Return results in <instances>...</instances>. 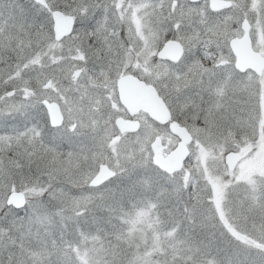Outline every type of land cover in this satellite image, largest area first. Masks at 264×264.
Segmentation results:
<instances>
[{
    "label": "rangeland",
    "instance_id": "374dc122",
    "mask_svg": "<svg viewBox=\"0 0 264 264\" xmlns=\"http://www.w3.org/2000/svg\"><path fill=\"white\" fill-rule=\"evenodd\" d=\"M209 1L0 0V264H264V72L237 74L229 46L248 21L264 55V0L218 12ZM56 9L76 19L60 41ZM170 39L182 59L152 62ZM135 69L192 135L179 171L153 164L157 136L165 154L180 139L145 113L112 143L127 117L115 84ZM45 101L60 104L61 126ZM104 163L115 177L90 187ZM14 191L24 208L7 205Z\"/></svg>",
    "mask_w": 264,
    "mask_h": 264
},
{
    "label": "water",
    "instance_id": "95a60500",
    "mask_svg": "<svg viewBox=\"0 0 264 264\" xmlns=\"http://www.w3.org/2000/svg\"><path fill=\"white\" fill-rule=\"evenodd\" d=\"M41 2V0H35ZM195 1V0H192ZM230 6V2L226 0H211L210 7L212 10H220ZM53 31L56 40H60L73 33L75 19L71 15H65L63 11L56 9L52 13ZM245 30L244 34L234 37L230 41V47L236 56V67L244 72L251 69L257 74L264 71V57L253 48L252 38L249 33V23L247 21L242 24ZM184 52V47L177 40L167 41L162 49L158 52L161 59L169 58L172 61H178ZM118 94L120 102L131 113L142 109L150 118L160 124L169 123L170 131L180 137V143L169 154H164V146L161 137L157 136L152 143L153 163L155 166L165 172H175L183 168L184 162L189 154L188 144L191 141V135L188 129L181 125L177 120H172L171 111L157 89L146 82L139 80L132 74L121 76L118 79ZM44 106L47 110L49 122L52 127H59L64 121V115L60 105L57 102L45 101ZM115 124L120 132H136L140 129L139 120L125 119L118 117ZM119 137H115L112 143L118 141ZM241 160V154L231 151L225 156V163L230 171L235 170L237 164ZM116 172L107 164L99 167L96 175L91 179L90 186L98 187L109 181V177L114 178ZM6 203L15 209H22L27 204V197L22 191H14L9 194Z\"/></svg>",
    "mask_w": 264,
    "mask_h": 264
},
{
    "label": "flooded vegetation",
    "instance_id": "af4514ba",
    "mask_svg": "<svg viewBox=\"0 0 264 264\" xmlns=\"http://www.w3.org/2000/svg\"><path fill=\"white\" fill-rule=\"evenodd\" d=\"M190 3H193V4H196V3H200L202 0H195V1H192V0H188ZM227 1H229L230 3H231V1L230 0H227ZM210 2H211V0L209 1V7H210ZM232 4V3H231ZM231 4H230V6H228V7H226V8H223V9H228V8H230L231 7ZM223 9H221V10H223ZM212 11H214V10H212ZM220 11V10H219ZM214 12H218V11H214ZM53 13V12H52ZM75 19V18H74ZM51 21L53 22V19H52V15H51ZM244 22V21H243ZM243 22H242V24H243ZM248 22V21H247ZM249 23V22H248ZM242 24H241V28H242V30H243V27H242ZM75 25H76V19H75ZM249 26H250V24H249ZM75 27V26H74ZM52 30H53V26H52ZM249 31H250V29H249ZM53 33H54V31H53ZM242 34H244V30H243V33ZM241 34V35H242ZM251 34V33H250ZM72 35V34H71ZM71 35H69V36H71ZM240 35V36H241ZM69 36H67V37H69ZM67 37H64V38H67ZM234 37H236V36H234ZM64 38H62V39H64ZM54 39H55V37H54ZM62 39H60V40H62ZM232 39V38H231ZM56 40V39H55ZM60 40H56V41H60ZM252 43H253V39H252ZM229 46H230V41H229ZM162 48V47H161ZM231 49V48H230ZM184 50H185V48H184ZM160 51V49L156 52V54L154 55V54H152L151 55V57L153 58V61L152 62H155L156 60H164V61H168V62H171V63H177V62H179L181 59H182V57L178 60V61H172L171 59H168V58H164V59H161V58H159L158 57V52ZM231 52H232V55H233V60H234V69H235V72L237 73V74H240V75H243V74H245V73H247V72H251V73H253V74H256V75H261V74H257L256 72H254L253 70H251V69H247L246 71H244V72H242V71H240L237 67H236V56H235V54L233 53V51H232V49H231ZM183 55H184V53H183ZM116 56V55H115ZM112 57H114V56H112ZM123 57V56H122ZM111 57L109 56V55H103V56H101V58L99 59V61H101L103 64L101 65L102 66V68H104V69H102V70H104L103 72H108V70H110V68H112L113 67V65H112V59H110ZM123 60V59H122ZM141 61H143V60H141ZM144 62V61H143ZM105 64V65H104ZM104 65V66H103ZM224 64L223 63H221V66H223ZM115 67V66H114ZM139 70H141V69H139ZM139 70L138 69H135V70H133V71H130V72H128V73H125V74H123V75H121V76H124V75H127V74H132L133 76H135V77H137L139 80H142V81H144V82H146L147 84H150V85H153L156 89H157V91L160 93V91H159V89L157 88V86L153 83V82H151V81H149L147 78H145V77H143L142 75H140V73H139ZM120 76V77H121ZM119 77V78H120ZM105 78V77H104ZM118 78V79H119ZM118 79H117V81H116V84H115V86H116V94H117V99H118V103H119V105L124 109V111L126 112V116L127 117H122V116H118V117H122V118H125V119H131V120H138V119H136V115H138L139 113H145L146 114V112H144L142 109H139V110H137L135 113H133V114H131L126 108H125V106L120 102V99H119V94H118ZM105 82H106V80H105ZM161 95V94H160ZM165 99V98H164ZM44 104V103H43ZM45 107V106H44ZM61 107V106H60ZM62 109V108H61ZM117 117V118H118ZM116 118V119H117ZM115 119V120H116ZM172 120H175L174 118H173V116H172ZM140 121V120H139ZM117 128V127H116ZM187 128V127H186ZM188 129V128H187ZM117 130L119 131V129L117 128ZM189 131V130H188ZM137 132V131H136ZM119 133H120V135H118V136H116V137H119V139L121 138V136H122V134H125V133H135V132H124V133H122V132H120L119 131ZM189 133H190V131H189ZM190 135H191V133H190ZM118 139V140H119ZM180 139V138H179ZM191 140H192V135H191ZM117 142V141H116ZM191 142V141H190ZM100 167V166H99ZM101 186V185H100ZM99 186V187H100ZM96 188V187H95Z\"/></svg>",
    "mask_w": 264,
    "mask_h": 264
},
{
    "label": "snow or ice",
    "instance_id": "6c2138e0",
    "mask_svg": "<svg viewBox=\"0 0 264 264\" xmlns=\"http://www.w3.org/2000/svg\"><path fill=\"white\" fill-rule=\"evenodd\" d=\"M217 108H220V105H217ZM66 131H67L68 133H70V134L77 133V126H75V125H70V126L66 129ZM68 155H69V157H71V156H72V153L69 152ZM134 159H135L134 157H129V161H132V160H134ZM126 170H127V169H124V171H126ZM109 179H111V177H109ZM101 196H102V194H101ZM260 199H261L262 201H264V194H262V196H261ZM262 206H264V204H262ZM261 257L264 258V252H261Z\"/></svg>",
    "mask_w": 264,
    "mask_h": 264
},
{
    "label": "trees",
    "instance_id": "16d2710c",
    "mask_svg": "<svg viewBox=\"0 0 264 264\" xmlns=\"http://www.w3.org/2000/svg\"><path fill=\"white\" fill-rule=\"evenodd\" d=\"M16 2V1H15ZM171 252V251H170ZM173 253H174V251H173ZM8 254H6L5 253V255H4V258H8ZM183 258V257H182ZM184 259H181V258H178V259H176V260H174L173 262H166V263H164V264H188V263H186L185 261H183ZM0 261H1V259H0Z\"/></svg>",
    "mask_w": 264,
    "mask_h": 264
}]
</instances>
